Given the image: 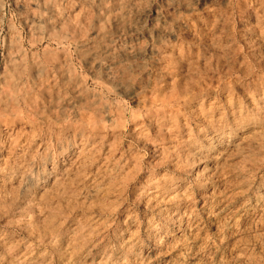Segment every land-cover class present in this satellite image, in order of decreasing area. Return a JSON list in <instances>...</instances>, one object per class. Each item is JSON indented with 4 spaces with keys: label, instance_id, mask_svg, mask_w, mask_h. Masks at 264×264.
I'll return each instance as SVG.
<instances>
[{
    "label": "rangeland",
    "instance_id": "1",
    "mask_svg": "<svg viewBox=\"0 0 264 264\" xmlns=\"http://www.w3.org/2000/svg\"><path fill=\"white\" fill-rule=\"evenodd\" d=\"M0 264H264V0H0Z\"/></svg>",
    "mask_w": 264,
    "mask_h": 264
}]
</instances>
